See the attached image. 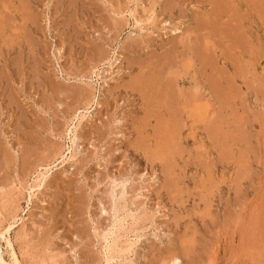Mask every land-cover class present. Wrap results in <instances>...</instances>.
I'll list each match as a JSON object with an SVG mask.
<instances>
[{"label":"rangeland","instance_id":"374dc122","mask_svg":"<svg viewBox=\"0 0 264 264\" xmlns=\"http://www.w3.org/2000/svg\"><path fill=\"white\" fill-rule=\"evenodd\" d=\"M114 204L112 264H264V0H0V264H103Z\"/></svg>","mask_w":264,"mask_h":264},{"label":"bare ground","instance_id":"6f19581e","mask_svg":"<svg viewBox=\"0 0 264 264\" xmlns=\"http://www.w3.org/2000/svg\"><path fill=\"white\" fill-rule=\"evenodd\" d=\"M133 17H134L135 23L139 24L140 20H138L135 16H133ZM242 37H244V36H242ZM170 111H172V110H170ZM83 117H84V115L81 114L78 118H79V120H81ZM69 132L72 134L71 135L72 137L70 138V142H71V146H72L73 152H70V155L67 156L68 161L74 157V154H75L76 150H78L79 145H80L79 144L80 138L78 137V135L75 134L74 132H72V130H70ZM64 159H66V158L64 157ZM61 160H60V162H61ZM64 161H66V160H64ZM48 165L49 164H47V166ZM48 170H49V167H45V171L43 173L39 172L38 178H37V180H39V182L42 180V178L44 180V177L46 176ZM116 178L110 177V181H109V188L108 189H109V195H110V197L112 199H114L115 197H118L117 195H120V193H123V192H119L117 190L118 186L122 187V189L124 188V180L122 179L120 181H117ZM36 185H38V182H37ZM115 202H116V200H115ZM121 210H122V208H121ZM103 212H106L105 209H104ZM111 212H112V219H111L112 223H111V226L104 228V230H102V234L100 235V238L104 242V244L102 246L103 258H104L103 259L104 260L103 264H112L115 259H119L120 257L124 256L125 253H128L129 251H131L132 250V246H133V242L132 243L129 242V241L128 242L127 241L121 242V239L124 238L126 236V233H127L126 230H124L122 233L120 232V230L122 229V226L124 224V221L126 220V216L125 215L121 216V217L118 216L119 215V210H118V207L115 206V204L113 205ZM4 238H5L7 246H9L11 248L12 247L11 246V242H10V240H9V238H8L6 233L4 235ZM134 245H135V243H134ZM161 258H162V256H161ZM12 260L17 263V258H16L14 253H12L11 261ZM163 260H164V258H163ZM116 261H118V260H116ZM116 261H115V263H116ZM161 264H179V260L177 259V257H169L168 260H164Z\"/></svg>","mask_w":264,"mask_h":264}]
</instances>
